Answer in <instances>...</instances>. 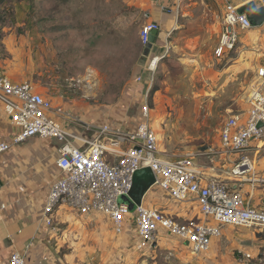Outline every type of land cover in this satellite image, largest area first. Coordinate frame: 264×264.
Listing matches in <instances>:
<instances>
[{
  "label": "rangeland",
  "instance_id": "rangeland-1",
  "mask_svg": "<svg viewBox=\"0 0 264 264\" xmlns=\"http://www.w3.org/2000/svg\"><path fill=\"white\" fill-rule=\"evenodd\" d=\"M150 1L9 0L0 5V72L32 82L55 106L83 121L113 117L128 127L147 101L153 127L162 130L163 153L191 154L201 176L227 180L233 164L221 153L220 130L228 114L248 108L256 69L264 62V27L242 34L233 50L218 55L222 1L182 0L190 13L170 39L150 98L147 87L135 82L144 64L140 35ZM170 60L176 65L170 66ZM258 158L257 176L264 178V153ZM257 191L253 198L264 201V184ZM243 193L252 194L247 188ZM172 210L177 219L200 218L193 203H174ZM123 236L97 214L70 244L72 250H137L132 264H264V229L259 227L227 226L200 256L164 232L145 251L134 249ZM240 250H253L254 259L241 261ZM108 259L104 264H113Z\"/></svg>",
  "mask_w": 264,
  "mask_h": 264
},
{
  "label": "built area",
  "instance_id": "built-area-1",
  "mask_svg": "<svg viewBox=\"0 0 264 264\" xmlns=\"http://www.w3.org/2000/svg\"><path fill=\"white\" fill-rule=\"evenodd\" d=\"M259 3L264 8V0ZM240 7L225 4L218 55L233 50L242 34L264 27V22L254 25L247 14L240 12ZM162 9L166 13L172 11L165 6ZM144 16L140 35L144 64L135 82L147 87L148 93L164 55L153 48L145 51L151 33L158 31L160 24L151 19L149 11ZM256 76L248 108L228 114L220 130L221 153L233 164L227 180L201 176L191 154L164 155L147 101L132 127L112 121L90 123L76 119L62 106H55L32 82L14 81L2 73L0 103L19 132L10 142H0V156L34 137L59 143L57 166L62 175L51 186L45 208L50 227H55L57 210L67 206L85 216L102 214L119 235L123 234L125 224L133 220L139 236L138 250L153 249L159 233L164 232L176 238L192 255L200 256L211 250L227 226L264 229V208L252 205L243 193L244 188L253 193L264 184V178L256 172L258 156L264 153V62L258 65ZM144 166L155 174L153 187L178 205L196 204L200 218L177 219L144 203L130 211L127 204L120 203L119 199L127 196L132 187L133 175ZM253 258L252 252L240 254L241 261ZM4 264H26V260L22 254L13 253Z\"/></svg>",
  "mask_w": 264,
  "mask_h": 264
},
{
  "label": "crops",
  "instance_id": "crops-1",
  "mask_svg": "<svg viewBox=\"0 0 264 264\" xmlns=\"http://www.w3.org/2000/svg\"><path fill=\"white\" fill-rule=\"evenodd\" d=\"M221 1L224 9L227 2L243 6L254 1L260 5L259 0ZM162 6L172 11L166 13ZM147 11L151 19L160 24L154 47L159 55H164L172 47L170 39L174 33L184 27L181 20L190 12L186 11L182 0L150 1ZM108 119L87 117L84 120L102 123L109 121ZM137 120L138 117L130 120L127 126L132 127ZM110 121L118 120L112 117ZM156 131L161 137L162 130ZM18 132V127L6 115L0 103V142H10ZM58 148L59 143L54 139L34 137L14 145L0 156V264H4L13 253L22 254L26 264H104L106 259L111 260L109 257L112 258L113 264H122L121 260L126 261L124 264H132L137 256V250H72L73 246L70 244L71 240L73 241L72 236L79 232L82 224L95 221V215H81L67 206H62L56 212L55 227L47 224L45 208L48 195L51 186L62 175L57 166ZM166 156L171 157L168 154ZM256 191L257 189L249 196L250 199ZM258 200L255 196L250 202L254 206L264 208V201ZM143 203L149 208L174 214L173 200L156 187L150 189ZM121 235H124L125 241L133 242L135 249L139 236L136 227L131 226V220L125 224ZM242 251L253 253V250H240L239 254Z\"/></svg>",
  "mask_w": 264,
  "mask_h": 264
},
{
  "label": "water",
  "instance_id": "water-1",
  "mask_svg": "<svg viewBox=\"0 0 264 264\" xmlns=\"http://www.w3.org/2000/svg\"><path fill=\"white\" fill-rule=\"evenodd\" d=\"M240 12L247 14L248 18L254 25H261L264 22V8L257 5L256 2L250 1L240 7ZM157 31H153L150 35V44L145 51H149L153 47ZM156 182V177L153 170L149 166H144L137 170L133 175L132 187L124 199V203L129 206L130 211H133L136 206L143 203L144 197L153 187Z\"/></svg>",
  "mask_w": 264,
  "mask_h": 264
},
{
  "label": "trees",
  "instance_id": "trees-1",
  "mask_svg": "<svg viewBox=\"0 0 264 264\" xmlns=\"http://www.w3.org/2000/svg\"><path fill=\"white\" fill-rule=\"evenodd\" d=\"M7 1H9V0H0V5L6 3ZM162 59H165V58H162ZM167 63H168L170 66H171V65H172V66L176 65L175 63H172L171 60H170L169 62H167ZM156 90H157L156 88L151 89V91H150V95H149L150 98L153 97V95H154V93L156 92Z\"/></svg>",
  "mask_w": 264,
  "mask_h": 264
},
{
  "label": "bare ground",
  "instance_id": "bare-ground-1",
  "mask_svg": "<svg viewBox=\"0 0 264 264\" xmlns=\"http://www.w3.org/2000/svg\"><path fill=\"white\" fill-rule=\"evenodd\" d=\"M256 39V38H255ZM249 93V92H248ZM200 171V170H199ZM213 246V245H212Z\"/></svg>",
  "mask_w": 264,
  "mask_h": 264
}]
</instances>
